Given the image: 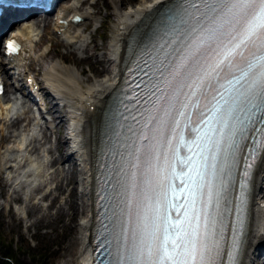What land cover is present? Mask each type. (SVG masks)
<instances>
[{"label":"bare ground","instance_id":"6f19581e","mask_svg":"<svg viewBox=\"0 0 264 264\" xmlns=\"http://www.w3.org/2000/svg\"><path fill=\"white\" fill-rule=\"evenodd\" d=\"M98 1L72 0L62 5L53 20V35L56 43L62 44L68 52L83 60H92V71L95 65L100 66V78L91 82L89 77L79 78L72 67L56 61L44 68L50 53L40 52V47L52 21L51 16L46 15L44 18L21 23L14 30L13 36L19 37L23 48L8 64L14 69L13 75L17 74L19 77L22 76V71L18 68L26 61L41 69V81L49 90L43 93L46 98L44 95L42 98L46 100L45 108L52 120H46L44 126L28 123L23 130L26 133L22 135L21 129L17 128L21 115L18 102L9 100L2 104L0 101V145L9 141L0 147V189L14 184L11 188L13 194L7 197L10 202L22 198L20 191L26 186L22 183L23 177L35 178L32 170L36 169V177L41 182L45 181L44 178L54 180V192L59 196L65 194L63 204L59 203V198L53 195V191L43 192L38 200L24 192L27 197L22 201V209L27 218L35 217L26 225L27 229L46 228L48 232L55 233L56 237L67 235L65 243L60 247L61 255L65 258L61 264H89L95 227V214L92 210L93 172L101 145L104 120L110 114L114 96L120 86L121 63L135 34L144 29L151 17L172 0H140L124 11L119 10L124 2L113 0V12L105 16L117 20L114 35L107 45L108 54L104 55L93 52L99 48L96 44L89 48L93 40H87L85 28L70 31L73 14L78 12L83 19H91L99 12ZM86 3L88 6H85ZM59 20H65L69 24L67 31L57 35L58 30L64 27L59 24ZM40 23L44 28L41 35ZM1 64L0 61V66ZM80 73L84 74L82 70ZM7 89L9 92L13 91L9 82ZM55 129L59 132L56 133ZM53 132L54 148L51 145L41 153L40 147L49 142ZM43 154L46 156L43 157ZM60 164L61 168L58 167ZM1 174H6V178ZM39 200L47 201L48 204L43 207ZM42 207L45 209L42 210ZM9 215L16 226L22 225L23 217L17 216L15 211H10ZM79 217L81 220H78ZM248 220L241 264H260L256 253L264 244V152L252 180ZM76 245H79L77 257Z\"/></svg>","mask_w":264,"mask_h":264},{"label":"snow or ice","instance_id":"6c2138e0","mask_svg":"<svg viewBox=\"0 0 264 264\" xmlns=\"http://www.w3.org/2000/svg\"><path fill=\"white\" fill-rule=\"evenodd\" d=\"M255 0H232V8H238L239 12L235 13L231 19L224 21L216 27H206L201 29L200 33L189 42L188 55L184 57L180 65L173 71V75L180 76L181 69L187 73L192 83L186 85L190 89V95H194L197 87L203 89H215L212 83L213 78H217V82L221 77V73L229 67L235 66L234 56L243 57V51L248 44H255L259 42L262 49H264V0H259L260 7L255 9L253 7ZM222 16V10H219L217 17L213 19V24ZM226 25V27H225ZM207 44L209 55H203L202 47ZM199 54V55H198ZM193 58V63L185 64L184 60L188 57ZM251 65L249 68L251 69ZM246 83L248 87L246 92L251 95H258L264 100V65L259 73H252ZM258 77V78H257ZM259 87L260 91L256 92ZM222 96V93L220 94ZM245 96V93H240ZM245 99H249L245 96ZM227 103V102H226ZM181 115H184L182 112ZM234 135V133H233ZM191 151V149H190ZM189 172L187 181H182L184 188L187 189L186 199L188 203L185 204L184 212L185 220L191 226L192 221L198 220L196 215L197 195L200 192V186L197 178H203L202 173L196 169L193 163V158L188 157ZM195 171V177L192 172ZM165 199L167 192L164 193ZM189 209L191 216H188ZM162 223L156 225V240L158 241L155 249L148 247L145 252L144 249L136 251V257L142 264H200L198 257H201V252L198 246L194 247L187 253L189 259H179L185 245L181 243L185 236L189 233L184 230V222L179 220V217L172 222H167V217L160 218ZM163 230V236L159 233ZM148 259L145 260L144 257Z\"/></svg>","mask_w":264,"mask_h":264},{"label":"rangeland","instance_id":"374dc122","mask_svg":"<svg viewBox=\"0 0 264 264\" xmlns=\"http://www.w3.org/2000/svg\"><path fill=\"white\" fill-rule=\"evenodd\" d=\"M68 1L69 0L65 1L64 3ZM122 1L124 4L119 7L120 11H124L140 2V0ZM98 6V14L85 21L80 29L85 28V36L87 40H93V43L89 45V48H92V45L96 44L99 48L97 50H93V52H96L98 55H104L108 54L107 45L111 37L114 35V24L116 23L117 19L114 17L105 16L107 13L113 12V0H99ZM45 51H49L50 54L47 58L44 68L56 61L72 67L78 74L79 78L89 77L90 82L94 79L100 78L102 75L100 66L98 65L94 66L93 71L91 70L90 66L92 65V60H83L78 56H75L73 53L68 52L62 44L56 43V39L53 35L52 23L48 27V32L44 40L42 38L40 52ZM24 70L25 73H35L39 80L42 79L40 73L41 69L38 66L31 65L30 67H24ZM80 70H82L84 74H81ZM55 132H59L58 129H55ZM59 135L61 134L59 133ZM49 139V142L45 143L44 145L47 147L52 145V148H54L55 134H52ZM8 143L9 141H5L0 145V147ZM61 164L58 165V167L61 168ZM65 168H67V164L65 165ZM1 176H4V174H1ZM44 179L45 181L41 182V180L38 178L34 185L29 187L26 186L20 191L22 198H19V200L16 201L9 202L7 198L13 194L11 190L12 186H5L3 189H0V256L3 253H9L14 259L13 264H61L65 260L64 256L61 255L60 247L61 244L65 243L67 239L66 234L56 237L54 236L55 233L48 232V229L46 228L34 230L32 228L27 229L26 226L30 223V220H34L35 217L30 219L24 216V211L22 209V201L24 200V197L29 196L37 199L41 197L43 192L53 191V195L58 196L59 203H64L65 194L59 196L53 190L55 186L54 180H51L50 178ZM24 192L27 193V196H24ZM39 203L43 207L48 204L47 201L42 200H39ZM43 207L42 210L45 209ZM10 211H15L17 216L24 218L22 225L16 226L15 223L12 222L9 215ZM78 220H81V217H79ZM78 248L79 245H76L75 257L78 256Z\"/></svg>","mask_w":264,"mask_h":264},{"label":"trees","instance_id":"16d2710c","mask_svg":"<svg viewBox=\"0 0 264 264\" xmlns=\"http://www.w3.org/2000/svg\"><path fill=\"white\" fill-rule=\"evenodd\" d=\"M13 257L9 253H3L0 256V264H13Z\"/></svg>","mask_w":264,"mask_h":264}]
</instances>
